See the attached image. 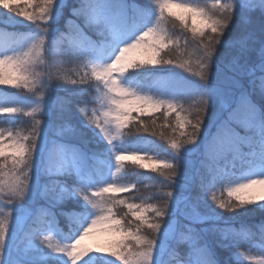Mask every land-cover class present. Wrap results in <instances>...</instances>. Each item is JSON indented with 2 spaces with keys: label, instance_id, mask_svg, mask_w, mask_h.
<instances>
[{
  "label": "snow or ice",
  "instance_id": "obj_1",
  "mask_svg": "<svg viewBox=\"0 0 264 264\" xmlns=\"http://www.w3.org/2000/svg\"><path fill=\"white\" fill-rule=\"evenodd\" d=\"M0 6L6 10L0 25L30 28L15 46L0 49V85L30 95L21 103L5 93L0 115L32 118L27 135L0 128V264H264V239L255 245L257 230L264 238V220L237 227L224 218L264 213V203L246 208L253 197L241 195L264 183V0H0ZM65 64L70 71H62ZM93 79L100 109L89 111L73 100L87 89L69 85ZM162 109L177 114L174 125L166 120L157 132L155 120L140 121L136 130L158 135L170 158L136 154L143 149L123 155L114 141L132 113ZM85 130L106 142L117 173L126 158L163 164L166 190L153 202L105 195L137 185L118 184L97 169L96 154L79 146L89 143ZM237 167L247 175L230 179ZM224 185L235 202L216 195ZM90 236L96 243L84 245Z\"/></svg>",
  "mask_w": 264,
  "mask_h": 264
},
{
  "label": "trees",
  "instance_id": "obj_2",
  "mask_svg": "<svg viewBox=\"0 0 264 264\" xmlns=\"http://www.w3.org/2000/svg\"><path fill=\"white\" fill-rule=\"evenodd\" d=\"M175 2V0H174ZM187 2H195V0H187ZM221 2H225V0H221ZM154 3V0H153ZM174 7L171 8V11L180 13L182 10L178 9L174 10ZM168 9L165 10V14L167 15ZM170 20L174 21L176 25L179 24L178 20H175L174 17H169ZM177 32H180V29L176 27L173 29ZM30 31V28L28 26V23L25 22L23 25H15L12 26V29L8 26H3L0 25V49L6 48V47H11L15 46L14 45V39L19 38L21 35L24 33ZM183 35V33H181ZM169 47H174V45H169ZM71 65L65 64L64 68L62 71L68 72L70 71ZM158 66L152 67V70H157ZM7 71V69H6ZM177 72H181L183 75H187V73H183L182 70L180 69H175ZM74 87H84L87 89V93L81 97V96H76L73 98L74 100V105H79V107L84 108L85 105L87 106V109L91 111V109L96 108L100 109V100H101V94L97 92L96 90V82L94 80L89 81L87 84L82 85V86H71L69 85V88H74ZM5 93H15L17 96L20 97L21 103L24 102V97L30 95L26 89H17V88H12L10 85H0V103H5L6 100L3 97ZM58 96H63L65 93L60 90L57 92ZM176 113L173 112L170 115H167L166 112L162 109L160 111L159 115V120L157 122L159 130L160 131V125L165 123V121H171L173 125L175 124V118H176ZM181 115H184L181 113ZM140 114L138 112H135V114H132V118L129 119V125H127L123 129V136H124V142L125 146L130 148L132 145H137L146 151L150 153V155L157 154L159 158L164 159V158H170L171 156V149L168 148L166 143L162 141L158 135H152L151 133L144 132V131H139L136 133H132L134 130V126L138 125L140 123ZM16 120L17 122L14 125H9L6 124L4 121L5 120ZM76 123L75 121H73ZM31 124H32V118L24 116V117H17L15 114H3L0 115V128H7V127H12L14 132H19L22 135H27L31 131ZM133 128V129H132ZM166 133L171 135L170 129H164ZM185 131L187 130V126L184 129ZM98 131V130H97ZM157 131V132H158ZM178 135V134H177ZM84 139L88 140L89 143L83 144L80 143L79 146L82 147L86 152H88L90 155L95 153L96 154V167L99 171H101L105 176H111L115 182H119V180L115 179L113 174H112V168L115 165V160L114 158L109 161L108 155H107V150L103 149L102 147H97L93 148L92 144L94 143L95 137L93 134H86L84 136ZM79 143V142H78ZM5 155L6 156H11L12 152L11 150L7 149L5 150ZM146 159V162H149ZM156 160V159H155ZM109 162H111L112 167L111 170H109ZM142 165H146L143 163ZM153 168L156 170L153 171ZM163 169V165L153 167L152 165H149L147 167H130L126 165V173H125V178L122 179L121 181H124L128 184H136L137 188H133L130 191L123 193V194H117V193H106L105 195H110L114 197L115 199L119 200L121 198L125 200H132L133 197L136 198L137 203H140L141 201H148V202H153L152 198L154 197L155 194L160 193L162 191H165L166 189H163L161 187L160 182L163 180V177L161 176V170ZM246 168H241L237 167L236 169V175L238 173H241L245 170ZM184 169L182 168L181 171ZM235 175V176H236ZM235 176L230 175V179H233ZM70 183V181H68ZM227 185H224V187L220 188L218 187L216 190V195L220 198H222L225 201L231 200L234 202L231 198L227 197L225 194V188ZM3 197L0 196V205L3 203ZM53 213H59L60 208L59 207H54L51 209ZM125 210L124 209H116L114 211H121ZM223 211V210H220ZM259 212V211H258ZM236 215V214H230V213H224V218L226 220H229L230 223L235 224L237 227H239L240 223H246V224H256L257 221L254 220H245L244 217H240L239 220L232 221L230 219L231 216ZM0 218H3L2 215H0ZM62 219V218H61ZM264 239L261 237L259 231L257 230L255 234V245L257 247L260 246L261 240ZM27 241H25V245H27ZM249 251V247L247 243L241 246L240 248V253L242 255V258L244 255ZM254 254V253H253ZM250 262L253 264V262L250 259H245L244 264H250Z\"/></svg>",
  "mask_w": 264,
  "mask_h": 264
},
{
  "label": "rangeland",
  "instance_id": "obj_3",
  "mask_svg": "<svg viewBox=\"0 0 264 264\" xmlns=\"http://www.w3.org/2000/svg\"><path fill=\"white\" fill-rule=\"evenodd\" d=\"M26 2H27V0H10V3H12L13 5H16V4L23 5ZM173 9L177 10V8H175V7ZM2 11H6V10L2 9V6H0V12H2ZM65 15H67V12L65 13ZM3 26H5V25H3ZM8 27H10L12 29V26H8ZM151 67L154 68L156 66H151ZM132 114H135V111ZM159 115H160V111L149 110L146 115H141L140 116V121H144L146 123H151L152 120H155L156 121L155 130L158 131L159 127H158L157 122L159 120ZM129 124L130 123H129V120H128L127 125H129ZM136 126L133 127L134 130H133L132 133L138 132L136 130ZM123 129H121L122 133H123ZM148 133H150V132H148ZM86 134H93V133L91 131L85 130V135ZM114 144H117V145L123 144V147L126 149V151L124 153H122V154L125 155L126 157L132 156L135 153V150H137V149H143V148H141V147H139L137 145H132L130 148L126 147L125 146V142H124V136L122 137V139L114 141ZM92 147L96 148V149H97V147H102L103 149L107 150L106 142H103V141L98 142L96 137H95L94 143L92 144ZM143 150L144 151H141V152L136 153V154H138L140 156L150 155V153L148 151H146L145 149H143ZM151 156L158 157L157 154H154V155H151ZM200 158L201 157L198 154L197 157H196V160L198 161ZM146 159L147 158H145V159L126 158V159L120 161V164L122 165V169H121L120 173L116 172L115 165H114L113 168H112V174H113L115 179L119 180V182H117V183L118 184H120V183L128 184V183H126L124 181H121L126 176L125 175V173H126V165L130 166L131 168L132 167L136 168V167H139V166L141 167L143 163H145L147 166L152 165L153 167H157V166L163 165L161 163H158L155 159L148 160L149 162H146ZM246 175H247V169H245L241 173H238L233 179H239V178H241L243 176H246ZM4 180L7 181L8 177L5 176ZM227 187H228V185L225 188V194L227 195V197H229L228 193H227ZM113 193L123 194V193H126V192L113 191ZM241 195H250V196L253 197V202L250 203V204H246V208L258 209L259 205L264 203V199H262V197H264V183H257V184L251 185L246 190V193H241ZM229 198H231L235 202V196L229 197ZM244 219L245 220H254L255 219L257 221L256 224H259L261 220H264V213H262L260 211L259 212L258 211H254L249 216H244ZM95 243H96V237L95 236H90V237L86 238L85 241L83 242L84 245H89V246L94 245ZM102 255L107 256L106 253H104ZM117 264H119V262H117ZM250 264H252V263L250 262Z\"/></svg>",
  "mask_w": 264,
  "mask_h": 264
}]
</instances>
